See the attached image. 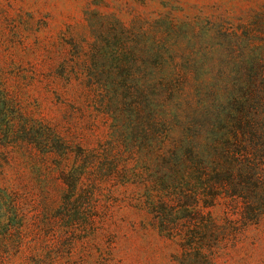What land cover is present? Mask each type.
<instances>
[{"label": "rangeland", "instance_id": "374dc122", "mask_svg": "<svg viewBox=\"0 0 264 264\" xmlns=\"http://www.w3.org/2000/svg\"><path fill=\"white\" fill-rule=\"evenodd\" d=\"M0 78V264H264V213L199 210L152 128L264 103V0H0Z\"/></svg>", "mask_w": 264, "mask_h": 264}, {"label": "trees", "instance_id": "16d2710c", "mask_svg": "<svg viewBox=\"0 0 264 264\" xmlns=\"http://www.w3.org/2000/svg\"><path fill=\"white\" fill-rule=\"evenodd\" d=\"M153 59L154 66L164 61L157 56ZM170 82H174V85L181 83L176 76L173 79L171 77ZM170 92L172 94L173 89ZM232 98L238 105L230 101L233 106L225 108L229 117L225 122L212 117L207 108L197 103L196 107L192 106V111L202 120L203 125L198 124L199 122H195L196 125L174 123L175 116L169 113L165 118L155 115L152 128L156 134L159 129L164 128L165 136L160 135L158 147L162 156L166 155L167 162H172L173 167H178L179 164L183 166L182 169L186 171L185 182L196 186L193 194L195 201L207 199V203L199 205V210L213 206L221 194H227L242 204L244 228L248 224L258 223L264 213V103L260 102L259 106L254 107L247 101L238 102L235 96ZM9 100L0 78V107L4 112ZM11 122L12 119L7 120L3 125L11 129ZM218 123L223 124L220 126ZM216 124L219 128H214ZM179 127L181 130L177 131ZM80 175L81 173L77 174L75 183ZM186 199L188 202L187 197ZM150 205L154 212L162 213L166 204L161 202L160 206L155 203ZM210 221L215 223L214 227L218 225L215 219ZM159 223L162 231H166L163 217ZM216 228L221 232V227ZM197 230L204 235L209 231V226L203 223V228L199 227ZM179 240L181 247L188 252L195 249V235L180 237ZM213 258V255L205 256L200 262L192 261L191 264H209Z\"/></svg>", "mask_w": 264, "mask_h": 264}]
</instances>
